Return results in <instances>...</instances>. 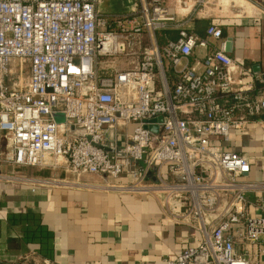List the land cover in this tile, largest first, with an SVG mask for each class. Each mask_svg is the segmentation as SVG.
<instances>
[{
  "label": "built area",
  "instance_id": "2783aa9c",
  "mask_svg": "<svg viewBox=\"0 0 264 264\" xmlns=\"http://www.w3.org/2000/svg\"><path fill=\"white\" fill-rule=\"evenodd\" d=\"M140 2L112 23L100 0H0V165L130 172L136 183L117 189L157 197L199 232L166 264H264V181L222 145L264 131V98L248 97L262 77L229 55L219 25L199 38L163 0ZM170 25L178 39L160 46ZM197 48L208 50L199 70Z\"/></svg>",
  "mask_w": 264,
  "mask_h": 264
},
{
  "label": "crops",
  "instance_id": "0c3cea01",
  "mask_svg": "<svg viewBox=\"0 0 264 264\" xmlns=\"http://www.w3.org/2000/svg\"><path fill=\"white\" fill-rule=\"evenodd\" d=\"M100 1V12L112 23L141 7L140 0ZM198 1L163 0V6L199 38L211 24L219 25L229 55L262 77L248 97L264 98V0ZM177 36L170 25L157 41L164 46ZM207 54L197 48L191 66L201 69ZM222 145L250 157V179L264 181V131L258 125ZM114 146L107 144V151ZM135 183L130 172L111 180L0 165V264H166L177 258L198 241L199 232L171 221L157 197L117 189Z\"/></svg>",
  "mask_w": 264,
  "mask_h": 264
},
{
  "label": "trees",
  "instance_id": "16d2710c",
  "mask_svg": "<svg viewBox=\"0 0 264 264\" xmlns=\"http://www.w3.org/2000/svg\"><path fill=\"white\" fill-rule=\"evenodd\" d=\"M210 26H211V25H210ZM210 26H209V27H210ZM209 27H208V28H209ZM207 30H208V29H207ZM178 36H179V33H178ZM178 36H177V38H176L175 40L178 39ZM175 40H173V41H175ZM262 118H263V117H262ZM263 119H264V118H263ZM18 220H20L19 222H21V221H22V222H29L30 224L35 223V219H34V220H26V221H25L24 219L19 218ZM36 231H37V233H38L39 228H38ZM43 237H44V234H43Z\"/></svg>",
  "mask_w": 264,
  "mask_h": 264
},
{
  "label": "water",
  "instance_id": "95a60500",
  "mask_svg": "<svg viewBox=\"0 0 264 264\" xmlns=\"http://www.w3.org/2000/svg\"><path fill=\"white\" fill-rule=\"evenodd\" d=\"M57 121H58L59 123L62 122V120H61L60 117H57ZM142 165H143V164H142ZM149 178L152 179L153 181H155V176H154L153 174H150V175H149Z\"/></svg>",
  "mask_w": 264,
  "mask_h": 264
},
{
  "label": "rangeland",
  "instance_id": "374dc122",
  "mask_svg": "<svg viewBox=\"0 0 264 264\" xmlns=\"http://www.w3.org/2000/svg\"><path fill=\"white\" fill-rule=\"evenodd\" d=\"M227 2V1H226Z\"/></svg>",
  "mask_w": 264,
  "mask_h": 264
}]
</instances>
